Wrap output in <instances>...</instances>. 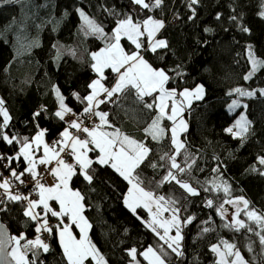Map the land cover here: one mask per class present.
<instances>
[{
    "label": "trees",
    "instance_id": "trees-1",
    "mask_svg": "<svg viewBox=\"0 0 264 264\" xmlns=\"http://www.w3.org/2000/svg\"><path fill=\"white\" fill-rule=\"evenodd\" d=\"M189 2L164 0L159 8L143 10L131 0H20V3L0 6V97L5 100V106L13 117L9 129H5L10 136L31 138L36 132V128L29 123L31 113L41 105H45L50 113L56 110L53 85L61 88L67 97L66 103L76 113L82 111L83 105L75 101L70 93L77 91L83 96L90 91L87 84L97 75L91 70L90 54L103 48L105 41L85 34L77 11L80 8L100 24L109 37L118 19L109 14L108 9L113 6L121 17L131 14L134 20L141 22L149 16L163 19L165 27L157 38L167 40L168 48L157 53L142 50L145 59L153 67L164 68L174 77L169 81L170 88L175 87L179 91L196 84L205 86V99L193 101L191 108L186 110L189 124L183 134L186 149L177 157L182 167L195 159L190 172L178 173V178L197 188L200 191L198 196L186 193L174 181L160 183L170 163L160 157L165 153L173 155L174 146L170 131L159 142L144 133L143 129L151 122L154 113L142 109L131 95L121 97L115 104L100 105L99 110L109 113V120L115 127L152 149L137 169L142 186L157 196L177 200L179 203L175 206L181 209L179 215L182 219L195 217L192 223L182 226L184 256L178 257L145 225L142 219L148 216L145 209L139 208L133 214L123 203L128 182L110 167L93 165L95 177L91 185L78 174L73 177L71 186L85 196V215L92 225L91 238L109 264H129L131 257L127 250L132 247L138 250L137 259L142 264H149L139 255L149 246L165 252L167 264H215L218 257L211 252V245L221 240L234 243L249 264H264V245L257 235L261 232L260 226L242 213L245 222L254 231L226 228L224 225L229 222L216 211L221 203L226 209L225 200L244 196L250 201V210L264 214V177L258 172L248 171L253 165L264 170L257 159L264 155V96H260L259 92L253 98L237 97L235 93L228 95L236 87L247 90L264 88V68H260L252 79H243L251 71L245 45L254 44L257 56L264 58V19L257 15L264 0H200L193 5L196 9L194 19H189L192 15ZM218 13L221 14L219 20L216 19ZM238 13L243 14L245 23L252 30L251 35L240 32L229 20L231 15ZM206 28L212 31H204ZM141 39L147 46V37ZM122 43L127 51L135 50V45L126 38H122ZM58 51L59 60L56 59ZM177 65H180L182 76L172 71ZM105 76V86L111 87L116 74L105 70ZM232 99H240L249 106L246 113L252 121V128L243 147L239 139L224 130L243 109L230 112L227 105ZM163 126L170 130L171 122L165 120ZM41 127L49 129L47 139L52 143L66 125L50 118L41 121ZM0 147L8 155H15L19 145L0 142ZM185 153L191 157L187 162L184 160ZM91 155L94 158L96 153L91 152ZM221 163L224 165L221 167L223 175L219 178L232 185L231 196L212 190L209 183L217 179L218 174L213 169ZM152 164L157 167L153 168ZM11 167L17 172L23 171L26 161L21 158L14 161ZM208 199L214 201L211 208L207 206ZM53 203L58 207L56 202ZM0 216L12 235L24 234L27 239L38 235L34 229L36 222H28L22 215L20 204H10V211L0 213ZM55 219L50 216V220ZM205 227L213 231L202 233ZM28 257L33 259L30 252ZM39 260L43 264H67L57 236L50 243V252H41ZM85 264L96 262L89 258Z\"/></svg>",
    "mask_w": 264,
    "mask_h": 264
},
{
    "label": "snow or ice",
    "instance_id": "snow-or-ice-1",
    "mask_svg": "<svg viewBox=\"0 0 264 264\" xmlns=\"http://www.w3.org/2000/svg\"><path fill=\"white\" fill-rule=\"evenodd\" d=\"M131 2L143 9L159 8L164 0H131ZM200 0H190L188 7L192 10V15L189 19H194L196 16V5ZM20 3V0H0V6ZM260 11L257 15L264 19V2L260 5ZM80 17L84 21V30L87 35H95L105 41V46L99 51L92 52L91 55V70L96 73V78L92 79L87 84V89L90 91L86 95L81 96L77 91H73L70 95L83 105L82 111L77 115L72 107L67 103V97L62 93L58 85H53L57 107L53 112L45 105H41L39 109L31 113L29 123L35 128L36 132L31 138L28 136L18 137L17 135H9L5 129H9L10 122L13 117L10 115L8 108L5 106V100L0 97V142H6L7 145L14 143L19 145L15 155L0 154V163L5 170L9 172V177H4L3 172H0V213L10 211V204H20L22 206V215L27 218L28 222H36L34 225L35 233H46L48 236H57L60 246L63 249V255L66 258L67 264H85L91 258L96 264H108V260L101 254L97 246L92 242L89 231L92 228L88 218L84 215L85 212V196L79 189H74L71 182L74 176L78 174L91 185L95 177V169L93 165L107 166L115 171L120 177L131 185L128 188L127 194L124 196L123 203L133 213H137V209H146L151 214L150 220H145V225L154 232L161 241L170 249L173 254L178 257L184 256L182 242V226L190 224L195 219L194 216L181 218L179 215L181 209L176 207L179 202L175 199L165 196H157L153 191L143 187V182L136 174L137 169L148 158L152 149L141 140L125 134L119 128L115 127L109 120V113L101 111L100 105L115 104L117 100L123 96H134L135 100L142 106V109L154 113L150 118L151 122L144 127L143 131L151 140L161 141L170 131L171 144L174 146L173 155L165 153L160 157L161 160L167 159L170 163L166 175L160 183L175 182L180 188L185 190L191 196L200 195V191L194 188L187 180L178 178V173L182 174L190 172L195 159H191V163H186L182 167L177 162V157L181 155L182 150L186 149L185 141L181 140V135L188 130L187 121L184 119V113L190 109L193 101H202L206 96L204 84H196L192 88L184 87L179 90L175 87H168L169 81L174 77L170 76L164 68L153 67L143 52L157 53L158 50L168 48V42L165 39H157V34L165 27L164 21L154 19L149 16L142 22L134 20L133 15L121 14L115 10V7L108 9L109 14L116 16L117 23L109 37L104 28L95 20L90 18L83 9H77ZM235 12V9H233ZM221 14L218 13L216 19H220ZM229 20L232 21L238 30L245 34H252V30L247 26L243 19V14L238 13L231 15ZM206 32L212 29H204ZM147 37V46L141 39ZM122 38H126L135 45V50L128 52L121 44ZM54 47H56L54 45ZM245 52L248 61L251 64V71L243 77L244 80H250L255 73L264 68V58L258 57L256 47L252 43L245 45ZM163 59V56L159 57ZM57 60L60 59L59 51ZM180 65H177L172 71L177 76H182L179 71ZM105 70H111L116 74L115 82L111 87H107L104 81L107 79ZM264 96V88L258 90H247L243 87L232 89L228 95L233 93L237 97L253 98ZM151 98V100H146ZM230 112L236 109L243 108L244 111L239 113L232 126L227 127L225 132L231 134L233 138L241 141V147L248 139L251 133L252 121L248 119L246 110L248 104L243 103L240 99H232L227 105ZM70 117H73L70 119ZM98 119L92 127H87L84 124V119ZM50 118H55L63 122L66 127L59 132V137L51 144L46 137L49 134V129L41 127V121H46ZM167 120L171 122L170 130L163 126V122ZM108 129H111L109 131ZM74 133H83L85 138ZM42 150V155L37 156L36 153ZM95 152V157H90L89 153ZM65 154L72 160L68 162L65 159ZM26 161V167L19 173L15 168L11 167L14 161ZM190 154L185 153L184 160L187 162L190 159ZM218 159V158H217ZM258 163L264 166V156H259ZM45 166V171L48 175L54 177L55 182L47 185L41 182V173L39 166ZM153 168L156 164L151 165ZM221 167L224 165L218 164L213 169L218 174L217 179L209 181L212 185V190L222 192L227 196H231L232 185L225 180L220 179L223 174ZM79 169V173L77 172ZM173 170H176L175 172ZM203 171V169H201ZM249 172H258L264 177V170L257 168L255 165L248 169ZM30 176L32 181V191L38 195V199L32 198V193L24 194L18 189L13 192V180L17 181L20 186L27 187L23 177ZM95 191V189H92ZM208 191V189H204ZM51 202H56L59 205V210H55L51 206ZM208 207H213L214 201L208 199L206 201ZM224 203L234 204L235 219L231 223H226L224 227L233 228L236 231L246 229L249 232L254 231L250 224L245 220L240 219L241 212L247 216L249 221L260 226L261 232L257 233L260 243L264 245V214L258 213L255 209L250 210V201L244 196L235 197L225 200ZM41 209V211H37ZM216 211L224 218L227 209L221 203ZM171 212L169 218L164 217V213ZM49 215L59 219V223L50 226ZM67 218L70 223H65ZM204 223H208L205 221ZM73 225L79 229V238L72 231ZM0 229H3V224L0 223ZM55 229V231H54ZM158 229H163V234ZM173 229L175 235H171ZM213 229L205 227L202 233H208ZM26 241L25 243H21ZM14 245L10 256L15 264H43L39 260L40 254L50 252V244L42 238L41 235H36L34 239H27L26 235L21 234L8 235L4 231H0V255L6 254V245ZM161 245V249H163ZM249 245V251H251ZM131 257L129 264H140L137 259L138 250L132 247L127 250ZM32 254L33 259H29L28 253ZM211 252L216 254L218 259L215 264H248L241 252L236 248L234 243L227 240H221L220 243L211 245ZM149 264H167L166 253L156 248L149 246L146 250L139 253Z\"/></svg>",
    "mask_w": 264,
    "mask_h": 264
},
{
    "label": "built area",
    "instance_id": "built-area-1",
    "mask_svg": "<svg viewBox=\"0 0 264 264\" xmlns=\"http://www.w3.org/2000/svg\"><path fill=\"white\" fill-rule=\"evenodd\" d=\"M80 113V112H79ZM79 113H77V115H79ZM73 118V117H70V119ZM81 119H84V124L85 126L87 127H92L94 123H97L98 122V119L96 118H93L92 120H89V119H86L85 117H80ZM76 135H80L81 138H85V134L83 133H74ZM59 136H57L55 138L58 139ZM54 140V141H55ZM0 154H5V155H8L6 151H4L1 147H0ZM65 159L68 160V162H72V160L65 154ZM3 163H7V161H4L2 163H0V172H3V176L4 177H9L10 178V175H9V172L7 170H5L2 166ZM39 172L41 173V182L42 183H45L47 185H49L51 182L54 183L55 182V179L54 177H52L51 175H48L47 172L45 171V166L41 165L39 166ZM19 173V172H18ZM23 179L25 180V183L28 185L27 187H22L19 185V183L15 180H13V192H15L17 189L24 193V194H28L29 192L32 193V198L33 199H36L38 197V195L32 191V181H31V178L30 176H28L27 174L25 175V177H23ZM51 221V220H50ZM50 223V226H54L55 224L51 221L49 222ZM55 231V229H54ZM38 235H41L43 239L46 240V242L50 243L54 236H48V234L46 233H43V234H38Z\"/></svg>",
    "mask_w": 264,
    "mask_h": 264
},
{
    "label": "rangeland",
    "instance_id": "rangeland-1",
    "mask_svg": "<svg viewBox=\"0 0 264 264\" xmlns=\"http://www.w3.org/2000/svg\"><path fill=\"white\" fill-rule=\"evenodd\" d=\"M80 9H82V8H80ZM83 11L88 15V13L83 9ZM89 16V15H88ZM90 17V16H89ZM91 18V17H90ZM93 19V18H92ZM154 19H156V18H154ZM81 20H82V24L84 25V21H83V19L81 18ZM94 20V19H93ZM160 20H163V19H160ZM164 21V20H163ZM158 35V34H157ZM157 39H159V38H157ZM121 44H122V46H123V43H122V40H121ZM124 47V46H123ZM125 48V47H124ZM126 50V49H125ZM127 51V50H126ZM129 52V51H128ZM131 52V51H130ZM242 111H244V109H242L239 113H241ZM185 113H186V111H185ZM185 113H184V119L187 121V124H188V119H187V117H186V115H185ZM239 115V114H238ZM238 115H237V117L236 118H238ZM235 118V119H236ZM235 119H234V121H235ZM234 121L232 122V123H230L227 127H230V126H232V124L234 123ZM188 126H189V124H188ZM226 127V128H227ZM109 131H111V129H108ZM184 134V133H183ZM183 134L181 135V140H183L184 141V137H183ZM46 139H47V137H46ZM47 141L51 144V142L47 139ZM36 155L37 156H40V155H42V150L40 151V152H37L36 153ZM89 155H90V157H92V155H91V153H89ZM264 156V155H263ZM51 184H53L52 182L49 184V185H51ZM131 185H129V187H130ZM36 199H38V197L36 198ZM58 205V204H57ZM51 206L55 209V210H59V205H58V207H56L55 206V204L53 203V202H51ZM235 205L234 204H226V209H227V212H226V216L224 217L225 219H226V221L227 222H229V223H231L234 219H235ZM146 210V209H145ZM37 211H41V209H37ZM147 211V210H146ZM148 213V212H147ZM242 213L244 214V212H241V215H240V219H243L244 220V217H243V215H242ZM84 215H85V212H84ZM245 215V214H244ZM86 216V215H85ZM171 216V212H166V213H164V217L165 218H169ZM246 216V215H245ZM247 217V216H246ZM142 219H143V221H145V220H150L151 219V214L150 213H148V216H147V218H144V217H142ZM54 224H57V223H59L60 221H59V219L58 218H56L55 220H51ZM50 221V215H49V222H51ZM64 222L65 223H70V220H68L67 218H65V220H64ZM89 223H90V221H89ZM160 232H161V234H163V229H158ZM72 231H73V233L75 234V235H77V238H79V229L75 226V225H73V228H72ZM171 235H175V230L173 229V231H172V233H171ZM89 236H90V238H91V235H90V231H89ZM91 240H92V238H91ZM92 242L94 243V241L92 240ZM229 242V241H228ZM230 243H232V242H230ZM95 244V243H94ZM96 245V244H95ZM97 246V245H96ZM12 247H14V245L12 246ZM153 247V246H152ZM98 248V247H97ZM12 249V248H11ZM147 249V248H146ZM145 249V250H146ZM10 252H11V250H10ZM102 254V253H101ZM103 255V254H102ZM106 259V258H105ZM95 261V260H94ZM148 261V260H147ZM149 262V261H148ZM109 264V263H108ZM140 264H142L141 262H140ZM249 264V263H248Z\"/></svg>",
    "mask_w": 264,
    "mask_h": 264
},
{
    "label": "water",
    "instance_id": "water-1",
    "mask_svg": "<svg viewBox=\"0 0 264 264\" xmlns=\"http://www.w3.org/2000/svg\"><path fill=\"white\" fill-rule=\"evenodd\" d=\"M0 223L3 224V229H0V231L6 232L8 235H12L11 231L9 230L8 226L2 221L0 216ZM13 245H6V254L0 255V264H15V262L12 260L10 256V250Z\"/></svg>",
    "mask_w": 264,
    "mask_h": 264
},
{
    "label": "bare ground",
    "instance_id": "bare-ground-1",
    "mask_svg": "<svg viewBox=\"0 0 264 264\" xmlns=\"http://www.w3.org/2000/svg\"><path fill=\"white\" fill-rule=\"evenodd\" d=\"M50 243H51V242H50ZM50 243H49V244H50Z\"/></svg>",
    "mask_w": 264,
    "mask_h": 264
},
{
    "label": "crops",
    "instance_id": "crops-1",
    "mask_svg": "<svg viewBox=\"0 0 264 264\" xmlns=\"http://www.w3.org/2000/svg\"><path fill=\"white\" fill-rule=\"evenodd\" d=\"M126 134V133H125ZM135 139V138H134Z\"/></svg>",
    "mask_w": 264,
    "mask_h": 264
}]
</instances>
